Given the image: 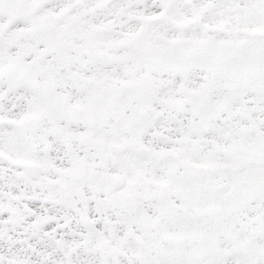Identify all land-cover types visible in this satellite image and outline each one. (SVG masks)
<instances>
[{
    "label": "snow or ice",
    "instance_id": "6c2138e0",
    "mask_svg": "<svg viewBox=\"0 0 264 264\" xmlns=\"http://www.w3.org/2000/svg\"><path fill=\"white\" fill-rule=\"evenodd\" d=\"M0 264H264V0H0Z\"/></svg>",
    "mask_w": 264,
    "mask_h": 264
}]
</instances>
